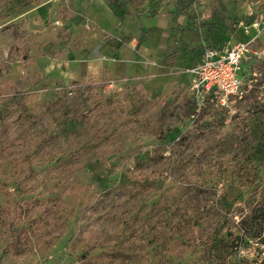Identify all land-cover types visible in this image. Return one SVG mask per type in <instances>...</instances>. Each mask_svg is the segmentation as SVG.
<instances>
[{
	"label": "rangeland",
	"instance_id": "374dc122",
	"mask_svg": "<svg viewBox=\"0 0 264 264\" xmlns=\"http://www.w3.org/2000/svg\"><path fill=\"white\" fill-rule=\"evenodd\" d=\"M263 197L264 0H0V264H264Z\"/></svg>",
	"mask_w": 264,
	"mask_h": 264
},
{
	"label": "built area",
	"instance_id": "2783aa9c",
	"mask_svg": "<svg viewBox=\"0 0 264 264\" xmlns=\"http://www.w3.org/2000/svg\"><path fill=\"white\" fill-rule=\"evenodd\" d=\"M249 51L245 42L231 45H210L202 47V53L194 66L188 69L191 73L190 86L195 94L197 109L206 99L216 100L221 106L230 107L235 98L245 95V81L242 72V61Z\"/></svg>",
	"mask_w": 264,
	"mask_h": 264
},
{
	"label": "trees",
	"instance_id": "16d2710c",
	"mask_svg": "<svg viewBox=\"0 0 264 264\" xmlns=\"http://www.w3.org/2000/svg\"><path fill=\"white\" fill-rule=\"evenodd\" d=\"M260 201L261 202L258 204V207L255 209V213L248 217H245L242 221L243 223L245 222L248 226V235H255V233L258 232L257 229L252 230V226L254 224H260L263 219L264 212H262L261 209H264V197ZM244 232L247 233V227L246 229H244Z\"/></svg>",
	"mask_w": 264,
	"mask_h": 264
}]
</instances>
